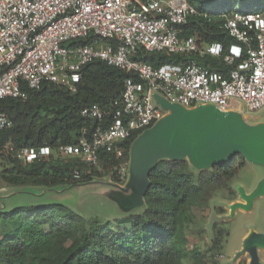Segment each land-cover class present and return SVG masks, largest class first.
Segmentation results:
<instances>
[{"label": "trees", "instance_id": "obj_1", "mask_svg": "<svg viewBox=\"0 0 264 264\" xmlns=\"http://www.w3.org/2000/svg\"><path fill=\"white\" fill-rule=\"evenodd\" d=\"M186 1L206 17H191L178 28L180 38L195 37L199 47L218 44L222 54L237 43L224 29L227 18L235 12L264 15V0ZM188 58L210 70H225L217 59L197 53L174 55L138 48L133 60L158 69ZM131 77L137 80L97 61L82 69L74 93L44 83L41 89L28 91L24 99H0V113L13 123L0 134V186L54 188L91 181L104 172L111 173L118 183L119 160L113 155L101 154L102 169L97 171L77 158L60 157L58 149L74 144L84 127L95 125L81 117L82 109L96 104L107 114L112 113L117 108L114 103L119 106L125 81ZM135 138L121 144L126 158ZM41 146L49 147L52 153L32 163H23L16 156L22 148ZM245 163L238 155L198 170L187 160H159L147 175L142 212L113 222L86 220L60 204L0 209V264H183L184 259L205 264L199 246L202 216L217 191L234 195L228 183ZM75 169L82 171L79 180L72 178ZM216 210L224 212L222 208ZM213 228L212 252L220 248L225 235L216 224Z\"/></svg>", "mask_w": 264, "mask_h": 264}, {"label": "built area", "instance_id": "obj_2", "mask_svg": "<svg viewBox=\"0 0 264 264\" xmlns=\"http://www.w3.org/2000/svg\"><path fill=\"white\" fill-rule=\"evenodd\" d=\"M201 16L206 14L186 0H0V99H24L44 83L74 93L82 69L97 61L134 75L137 80L125 81L112 113L96 104L82 109L81 117L95 125L84 127L74 144L58 149L60 157L77 158L93 168L104 152L113 155L119 160L120 185L129 163L121 144L165 115L154 95L186 108L264 109V15L235 12L227 18L224 29L237 43L224 54L218 44L199 47L195 37L180 38L178 28ZM138 48L197 53L217 59L225 70H210L189 58L155 69L133 60ZM12 126L0 113V134ZM51 153L47 146L26 147L16 156L32 163ZM81 177L82 171L73 170L74 180ZM223 259L217 253L211 264Z\"/></svg>", "mask_w": 264, "mask_h": 264}, {"label": "rangeland", "instance_id": "obj_3", "mask_svg": "<svg viewBox=\"0 0 264 264\" xmlns=\"http://www.w3.org/2000/svg\"><path fill=\"white\" fill-rule=\"evenodd\" d=\"M241 109L239 114L246 125L264 123V109L257 112L245 107ZM162 111L164 114L168 113L163 108ZM133 147V159L126 166L125 180L120 184L122 187L112 180L109 172H104L101 177H94L91 181L54 188L31 184L4 185L0 186V209L60 204L86 220L100 222H113L115 219L139 214L143 210V193L147 186L145 171L154 165L157 153L148 140L137 142ZM125 160L129 161V156ZM115 168L116 166L113 170ZM95 169L101 171L102 165L99 163ZM262 179L264 165L246 162L228 183L234 195L230 197L225 191H217L210 199L202 216L203 229L199 244L205 264H211V257L217 253L224 256L221 264L250 263V251L245 240L250 233L264 238V194L253 201L248 211L240 210L236 201H240L242 193L252 192ZM217 208L224 209V212L219 213ZM215 224L225 235L220 248L212 252L210 248L216 232L213 228ZM255 250L257 257L254 264H264V251L257 247ZM183 264H191V261L184 259Z\"/></svg>", "mask_w": 264, "mask_h": 264}, {"label": "water", "instance_id": "obj_4", "mask_svg": "<svg viewBox=\"0 0 264 264\" xmlns=\"http://www.w3.org/2000/svg\"><path fill=\"white\" fill-rule=\"evenodd\" d=\"M153 97L168 113L136 136L130 147L129 162L133 159V145L148 140L157 153L151 169L159 160L165 159L187 160L196 169L205 170L238 155L245 162L264 165V123L246 125L238 111H223L212 105L186 108L169 103L158 95ZM151 169L145 171L146 177ZM263 194L264 179L252 192L242 193L240 201L236 203L240 210L248 211L253 201ZM245 241L250 251L249 264H254L256 247L264 251V238L250 233Z\"/></svg>", "mask_w": 264, "mask_h": 264}, {"label": "crops", "instance_id": "obj_5", "mask_svg": "<svg viewBox=\"0 0 264 264\" xmlns=\"http://www.w3.org/2000/svg\"><path fill=\"white\" fill-rule=\"evenodd\" d=\"M236 202H238V201H236Z\"/></svg>", "mask_w": 264, "mask_h": 264}]
</instances>
